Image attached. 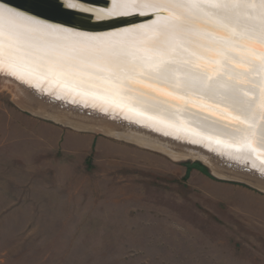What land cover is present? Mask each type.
Instances as JSON below:
<instances>
[{
	"label": "rangeland",
	"instance_id": "obj_1",
	"mask_svg": "<svg viewBox=\"0 0 264 264\" xmlns=\"http://www.w3.org/2000/svg\"><path fill=\"white\" fill-rule=\"evenodd\" d=\"M17 93L0 88V264H264V191Z\"/></svg>",
	"mask_w": 264,
	"mask_h": 264
},
{
	"label": "bare ground",
	"instance_id": "obj_2",
	"mask_svg": "<svg viewBox=\"0 0 264 264\" xmlns=\"http://www.w3.org/2000/svg\"><path fill=\"white\" fill-rule=\"evenodd\" d=\"M113 2L129 5L130 0H111V8L96 10V18L97 13L108 17L109 11L154 9L164 10V15L134 28L96 35L5 17L0 21V88L15 87L21 107L35 115L79 131L126 140L175 161L201 160L217 176L245 181L264 191V143L259 127L252 137L256 151H249L241 133L232 131L245 127L237 113L206 94L203 84L188 86L191 78L183 63L199 57L196 70L216 80L224 72L226 81L227 56L247 58L251 52L259 63L264 44L258 39H234L220 25L216 10L200 0H135L115 10ZM245 2L253 7L229 10L239 14V22L231 25L234 31H241L249 13L258 16L262 11L260 0ZM174 3L187 7H174ZM178 16L187 17L182 32L173 30L181 24ZM165 26L171 46L167 53L151 51L153 39L164 38L160 30ZM156 59L171 63L166 75L156 74ZM231 65L235 72L248 70L237 59ZM249 80L264 85V72L241 77V83ZM206 83L211 86L212 80Z\"/></svg>",
	"mask_w": 264,
	"mask_h": 264
},
{
	"label": "snow or ice",
	"instance_id": "obj_3",
	"mask_svg": "<svg viewBox=\"0 0 264 264\" xmlns=\"http://www.w3.org/2000/svg\"><path fill=\"white\" fill-rule=\"evenodd\" d=\"M52 2L60 3L65 8L74 9L79 12H96L92 7H81L76 0H52ZM201 4L207 5L210 9H215V15L221 17L219 21L220 25L229 33H232L234 39H258L260 43L264 44V0H260V7L262 11L258 16H253L249 13L244 17V23L241 25V31H234L231 25L239 22V14L230 9L238 7L252 8L253 5L245 2V0H200ZM135 4V0H130L129 5H120L113 2V10L120 7L130 6ZM147 6V5H143ZM155 6V5H153ZM174 7H187L186 4L174 3ZM114 11H109L105 15H113ZM127 15L130 13H120ZM144 15V13H141ZM99 18L100 14L97 13ZM5 17H11L14 20L23 21L31 24L39 23V18L31 16L27 12H21L19 9H8L7 7H0V21H3ZM178 20L181 24L174 26V31L182 32L183 24L187 22L186 16H178ZM242 33H246L243 36ZM169 35V29L165 26L160 30V37L153 39L151 51L167 53L168 48L171 46L167 37ZM179 47V45H176ZM246 51L245 49H241ZM205 51H212L210 48H206ZM228 51H231L229 49ZM224 54V53H221ZM252 53L249 52L247 58L231 57L227 56V63L225 64L227 80H224L225 73H219L220 80H216L213 77H209L207 72L203 70H196V62L199 57L195 59L185 60L183 63L186 65L184 68L185 74L191 79L186 83L188 86L196 87L198 84H203L206 94L212 97H218L219 102L223 103L226 107L237 113V119L239 123L244 125L243 129L236 127L233 128V132H240V139L243 141V146L249 151L255 152L256 149L252 146V137L256 136V129L259 127L261 132V143H264V85L257 84L254 81L249 80L247 83H241L242 76H249L251 72H264V57H261L259 63L253 60ZM232 59H237L239 63H245L248 65V70L245 73L235 72L234 66L231 65ZM156 64V74L158 76H164L171 70L170 62H162L159 59L154 61ZM212 80V85H207V81ZM221 81H224L221 83ZM219 85V87H217ZM243 117V119H240Z\"/></svg>",
	"mask_w": 264,
	"mask_h": 264
},
{
	"label": "water",
	"instance_id": "obj_4",
	"mask_svg": "<svg viewBox=\"0 0 264 264\" xmlns=\"http://www.w3.org/2000/svg\"><path fill=\"white\" fill-rule=\"evenodd\" d=\"M76 2L81 7H92L96 10L106 11L111 8V0H76ZM0 5L9 9H19L21 12H27L31 16L39 18V21L49 25L90 35L134 28L152 22L157 15H164V10L154 9L144 13V15H141L139 11H135L129 12L130 14L127 15L113 14L108 17L96 18L95 12L83 13L68 9L60 3L52 2V0H0ZM61 102L65 103V101ZM65 105L67 106V104ZM205 166L211 170L207 164ZM211 175L220 178L212 171ZM221 178L224 179V177Z\"/></svg>",
	"mask_w": 264,
	"mask_h": 264
}]
</instances>
